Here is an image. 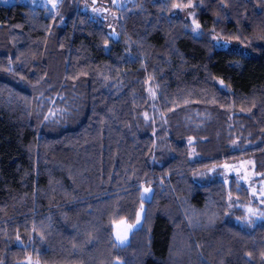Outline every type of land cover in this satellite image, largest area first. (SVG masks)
Masks as SVG:
<instances>
[{"label": "trees", "instance_id": "obj_1", "mask_svg": "<svg viewBox=\"0 0 264 264\" xmlns=\"http://www.w3.org/2000/svg\"><path fill=\"white\" fill-rule=\"evenodd\" d=\"M172 4L194 5L199 34ZM58 20L0 3V264H264V221L229 216L230 197L250 203L247 187L195 180L244 159L264 172V0H135L114 32L90 13ZM149 82L164 113L186 116L168 155L141 117ZM48 85L72 97L65 118L47 120ZM143 203L119 245L114 224Z\"/></svg>", "mask_w": 264, "mask_h": 264}, {"label": "rangeland", "instance_id": "obj_2", "mask_svg": "<svg viewBox=\"0 0 264 264\" xmlns=\"http://www.w3.org/2000/svg\"><path fill=\"white\" fill-rule=\"evenodd\" d=\"M167 2L168 0H159ZM1 4L12 5L22 3L30 5L34 8H41L45 11L46 15L58 16V27L65 25L67 16L75 12L90 13L94 19L104 22L112 29V32L117 31L120 24L121 13L124 8L135 3V0H0ZM173 15L180 16L190 23L191 28L195 34L201 32V24L195 17L194 5L181 6L178 4L171 5ZM53 33V31H52ZM56 34L51 35L48 47L53 49L56 46ZM215 42L218 47L224 49H232L241 52H246V48L235 41L225 40L221 37H215ZM50 49V50H51ZM61 68L60 62L54 65L53 70L57 71ZM149 104L146 110L142 113V119L145 123L151 124L154 128L156 137V156L171 153V147L168 139L172 132L185 128L183 123H186L185 117H182L177 112L172 114L164 113L157 101L156 87L152 83L147 86ZM40 105L42 108L47 109V120L56 118H65L72 108L73 99L67 95L64 90L59 92L54 91L53 85L42 86L38 90ZM183 121V123H182ZM189 121V120H188ZM181 123V124H180ZM188 143L191 146V156L193 160L202 157L198 148L194 145L197 140L189 138ZM235 144H239L238 140ZM237 146V145H236ZM211 156L214 153L210 154ZM221 179L225 183L230 184L233 178H236L245 185L251 194L250 203L242 205L238 203L236 197H230L229 200V216L232 221L238 224L249 223L253 227L264 221V172L256 170L255 162L253 159H244L231 163L215 165L213 167L205 168L195 174V180L201 184L209 183L212 179ZM148 191H145V190ZM153 190L150 186L143 188L142 197L145 201L152 198ZM243 209V215L238 212ZM146 212V203L141 206L137 219L134 222L126 219L121 220L114 224V235L117 243L125 246L130 242L132 233L140 228ZM39 264L37 260H29V264ZM115 264H124L123 261L117 260Z\"/></svg>", "mask_w": 264, "mask_h": 264}, {"label": "water", "instance_id": "obj_3", "mask_svg": "<svg viewBox=\"0 0 264 264\" xmlns=\"http://www.w3.org/2000/svg\"><path fill=\"white\" fill-rule=\"evenodd\" d=\"M117 36H118V35H117V34H115V38H117Z\"/></svg>", "mask_w": 264, "mask_h": 264}, {"label": "snow or ice", "instance_id": "obj_4", "mask_svg": "<svg viewBox=\"0 0 264 264\" xmlns=\"http://www.w3.org/2000/svg\"><path fill=\"white\" fill-rule=\"evenodd\" d=\"M145 191H148L147 189Z\"/></svg>", "mask_w": 264, "mask_h": 264}]
</instances>
